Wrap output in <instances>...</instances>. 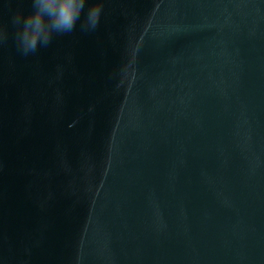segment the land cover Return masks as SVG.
<instances>
[{"label": "water", "instance_id": "water-1", "mask_svg": "<svg viewBox=\"0 0 264 264\" xmlns=\"http://www.w3.org/2000/svg\"><path fill=\"white\" fill-rule=\"evenodd\" d=\"M0 264H264V0H104L94 32L9 38Z\"/></svg>", "mask_w": 264, "mask_h": 264}, {"label": "clouds", "instance_id": "clouds-1", "mask_svg": "<svg viewBox=\"0 0 264 264\" xmlns=\"http://www.w3.org/2000/svg\"><path fill=\"white\" fill-rule=\"evenodd\" d=\"M0 0V12L13 9L0 21V47L11 38L18 55L28 57L49 47L54 37L79 30L94 32L100 24L104 0ZM61 69L57 67V77Z\"/></svg>", "mask_w": 264, "mask_h": 264}]
</instances>
